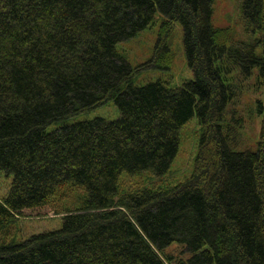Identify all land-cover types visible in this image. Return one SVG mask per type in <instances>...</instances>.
I'll list each match as a JSON object with an SVG mask.
<instances>
[{"label":"trees","instance_id":"16d2710c","mask_svg":"<svg viewBox=\"0 0 264 264\" xmlns=\"http://www.w3.org/2000/svg\"><path fill=\"white\" fill-rule=\"evenodd\" d=\"M214 3L0 0V173L13 176L0 200V264H171L163 252L173 244L190 255L179 264H264V103L256 102V151L233 147L229 121L243 126L233 111L237 81L254 78L264 90V0H242L245 23L261 36L250 43L214 27ZM157 17L149 65L170 68L180 24L194 79L179 87L161 79L136 85L117 50ZM109 101L117 120L66 123ZM194 117L207 130L194 183L124 198L130 216L114 211L121 175H166ZM67 186L85 195L60 229L3 241L12 223L48 209Z\"/></svg>","mask_w":264,"mask_h":264},{"label":"rangeland","instance_id":"374dc122","mask_svg":"<svg viewBox=\"0 0 264 264\" xmlns=\"http://www.w3.org/2000/svg\"><path fill=\"white\" fill-rule=\"evenodd\" d=\"M241 6L242 0H215L212 23L216 28L229 29L232 40L236 43L241 41L254 42L261 36L250 32L251 29L243 19ZM161 20L162 18L157 17L156 22L137 37L117 46L119 53L134 68V82L138 86H144L149 82L161 79L169 82L173 87H179L194 79L193 72L187 64L183 44V29L180 24L175 26L169 43L172 51L170 68L160 70L149 65L151 59L155 57ZM237 82L239 96L233 104V111L238 114L237 117L243 119V126L240 127L235 120L229 119L230 125L236 129L235 135L237 132L236 138L232 136V140H234L232 144L237 150L256 151L261 140L263 120V117L256 112V102L262 101L264 103V90L257 87L254 78ZM119 117L118 107L114 101H109L96 109L70 117L66 123L91 121L96 118L115 121ZM62 123L51 124L48 129L53 130L59 125L61 126ZM206 132V128L200 125L197 117H194L182 128L179 154L166 175L156 177L151 172H143L137 175L124 173L121 175L118 194L115 198L116 207L113 210L121 216H130L133 211L120 205L124 198L144 191L167 195L193 184L199 175L198 157L201 152L202 137L206 135ZM12 181V175L7 176L0 173V200H3L8 194ZM84 195V191L80 188L64 187L54 197L48 209L40 211V213H25L24 216L12 223L9 233L3 241L18 243L27 240L32 235L60 229L63 218L83 205ZM163 255L172 257L171 264H179L180 261H186L190 257L185 248L179 244L171 245L163 252Z\"/></svg>","mask_w":264,"mask_h":264}]
</instances>
